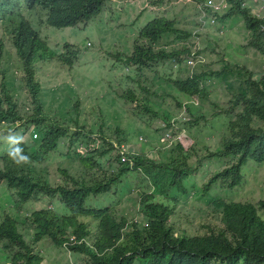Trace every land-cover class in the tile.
I'll return each mask as SVG.
<instances>
[{"label":"trees","instance_id":"obj_1","mask_svg":"<svg viewBox=\"0 0 264 264\" xmlns=\"http://www.w3.org/2000/svg\"><path fill=\"white\" fill-rule=\"evenodd\" d=\"M111 1L0 0V23L8 16L5 9H12L15 5L16 19L12 20L15 37L12 35V42L23 64L25 93L22 101L32 111L31 117L21 113L18 102L6 91L7 84L4 81V95L0 94V122L6 124L4 128L7 130L10 125L24 124V127L21 126L24 135L16 136L19 143L4 145V149L8 146L10 148L7 154L0 155V185L15 192L17 204L26 205L30 201H40L43 197H58L70 213L69 217H63L54 210L42 209L26 217L27 222L36 230L30 240L19 231L17 218L2 215L0 251L5 256V264H42L36 248L45 237L50 238L58 247L67 243L71 253L87 257L91 264H264V221L259 216V211L264 210V201L253 204L218 200L215 207L220 215L219 227H205L208 232L201 235L179 233L175 228L172 217L180 203L179 197L190 195L188 181L198 170V165L194 167L191 162L196 155L194 146L185 149L180 143H175L168 151L167 161L160 163L143 153H119L116 158L117 167L108 169L96 157H105L116 148L112 140L103 137L108 149L92 152L89 158H81L79 162L84 171L80 174L59 170L64 179L50 185L46 169L39 168L40 163L48 161L49 154L58 150L62 139L69 137L74 144L80 139L90 140L95 132L89 130L84 134L80 131L70 135L69 127L54 122L44 112L39 100L41 87L36 80L34 59L38 53L46 54L48 47L26 21L21 5L27 7V13L40 8L48 14L51 26L66 29L86 25L99 17ZM164 1L156 0L155 3L163 5ZM195 1L203 3V0H192ZM245 1L228 0L230 10L221 18L219 15L215 18L220 21L242 19L249 31L247 47L264 57V17H255L251 9L243 5ZM208 18L211 19L209 15ZM173 35H177V39L191 38V33H183L178 29L175 19L157 17L140 30L130 56L116 57L125 65L133 66L137 79H129L138 85L137 93L122 91L118 97L128 103H136V110L140 109L142 113L151 114L154 118L159 112L155 110L157 104L150 96L156 94H151V89L142 85L141 78L147 71L158 74L155 70L157 66L178 56L176 50L167 52L165 49H157L164 39ZM63 48L60 60L65 65L75 64L78 60L77 50L68 43ZM2 58L3 51L0 48V75ZM244 72L248 78L244 80V86L234 92L228 105H215L220 110L216 116L225 115L229 119L227 133L223 137L221 149L206 152L208 156L204 159L229 160L225 168L212 174L203 185V195H207L215 186L227 190L241 186L244 181L243 168L250 161L264 164V72L260 76L247 70ZM203 80L204 75L198 73L168 80L174 94L172 98L179 110L184 102L190 100L192 103L187 106V111L198 110L199 106L196 107L194 102L206 99L207 90ZM157 82V79L150 81V87ZM163 119L165 123L171 120L165 113ZM188 125L194 126L197 123L193 121ZM75 127L85 130L78 123ZM115 133L120 148L127 143V137L118 129ZM30 134L31 137L35 135L36 139L27 140ZM17 147L22 150L21 155L28 158L26 161L17 163L9 155ZM136 179L141 180L138 187L142 190L138 200L142 220L130 221L125 216L118 217L110 208L87 207L91 197L109 195L117 191L118 184L124 180L131 184ZM131 185L132 189L136 187L134 183ZM71 237L75 242L84 241L81 245L72 244L69 243Z\"/></svg>","mask_w":264,"mask_h":264},{"label":"rangeland","instance_id":"obj_2","mask_svg":"<svg viewBox=\"0 0 264 264\" xmlns=\"http://www.w3.org/2000/svg\"><path fill=\"white\" fill-rule=\"evenodd\" d=\"M155 2L156 0H112L99 17L87 25H78L70 29H55L45 25V16L39 11L29 16L48 47L46 54L38 53L34 59L36 80L41 87L39 100L44 112L54 122L69 127L70 135L80 131L84 134L89 130L95 132L90 140L80 139L74 144L70 142L69 137L63 139L58 150L49 155L48 161L40 163L39 168L46 169L50 185L64 179L59 170L80 174L84 168L79 160L91 157L92 152L108 149L103 137L117 144L115 133L117 129L124 132L127 137V143L122 144L125 151L145 153L158 163L166 162L169 157L168 151L171 150L168 146L179 135L177 140L183 148L194 146L196 155L191 162L194 167L198 165L199 170L188 181L190 195L179 197L180 203L172 220L179 233L201 235L208 232L205 227L215 228L221 225L220 215L215 207L218 200L253 204L264 201V164L252 161L243 168L244 182L241 186L230 190L215 186L207 195L202 194L203 184L212 174L225 168L229 160L204 159L208 156L206 152L221 149L223 137L227 133L229 119L225 115L216 116L220 110L215 105L226 107L234 92L240 85L244 86L246 74L243 68L257 76L264 72V61L261 59L260 65L258 59L255 60L256 63L253 61L250 54L253 50L247 47L248 32L243 20H227L234 23L236 32L231 33V27L226 23L224 35L210 38L214 34L212 29L208 33L205 32L203 38L200 35L201 49L208 55V61L205 67L198 68V73L204 75L203 83L207 92L206 99L200 100L197 111L185 112L183 108L179 110L172 98L174 94L169 88L168 80L180 78L186 72L184 64L174 67V62L161 64L155 68L158 74L147 71L141 78L142 85L149 87L151 94H156L150 98L157 104L155 110L159 112L158 115L154 118L151 114L142 113L140 109L136 110L138 106L136 103H128L118 97L122 91L131 90L137 93L138 85L129 79H137L135 69L120 62L116 57L130 56L140 30L157 17L175 19L177 27L182 30H196L202 26L201 16L204 13L201 15L198 9L199 2L165 0L163 5H156ZM21 8L27 15V7L22 4ZM1 11L2 9H0L2 15ZM5 11L8 12L6 19L9 22L16 14L15 5ZM6 34V26L2 29L0 26V41L4 42V58L1 63L4 73L0 75V94L2 95L3 82L6 81V91L18 102L21 113L25 117H31L32 111L22 101L25 93L23 64L15 54L14 47L9 44ZM66 43L73 45L78 52L75 64L65 65L59 58ZM176 44L177 38L173 35L164 39L161 47L171 51ZM256 54L262 58L259 53ZM229 66L238 67L240 70L228 75L220 74L223 67ZM154 79L158 82L150 87V81L153 82ZM160 79L164 81L160 82ZM139 93L145 97L141 90ZM164 113L167 118H171L169 123L175 121L176 125L165 123ZM193 121L197 125H188ZM76 123L85 130L76 128ZM4 126L6 124L0 122L1 156L9 151V146L4 149V145L9 143L8 137L21 136L24 124L10 125L9 130ZM30 136L27 140H30ZM162 138L164 140H161ZM117 154V151H113L105 157L96 158L101 160L104 167L114 169L117 167ZM199 160L200 163H197ZM133 183L136 184L134 189L131 185ZM140 183V179L131 184L124 180L118 184L117 191L114 190L106 196L91 197L87 207L92 209L108 207L112 208L117 216H125L131 221L142 220L138 200L139 192L142 190L138 187ZM48 208L63 217L70 216L68 209L58 197L51 201L43 197L37 202L30 201L26 205H17L15 192L5 185H0V217L7 213L17 218L19 230L27 240L32 239L36 230L28 224L26 217ZM259 216L264 221V210L259 211ZM37 254L42 258V264H91L87 257L70 254L56 246L48 237L39 244ZM4 258L0 251V264L1 262L5 264Z\"/></svg>","mask_w":264,"mask_h":264},{"label":"clouds","instance_id":"obj_3","mask_svg":"<svg viewBox=\"0 0 264 264\" xmlns=\"http://www.w3.org/2000/svg\"><path fill=\"white\" fill-rule=\"evenodd\" d=\"M188 1H191V0H188ZM228 1V0H227ZM207 2V0H203V3H206ZM215 2L217 3V4H220V3H222V0H215ZM254 2L257 4L254 8H252V7H250V6H248L247 4H246V1L244 2V4L243 5H246V6H248L250 9H251V12H252V14L255 16V17H257V18H262V17H264V12H262L261 11V6H262V4L264 3V0H254ZM203 3H199V5H198V9H199V11H200V13H201V15H202V13H204L202 16H201V22H204V24L202 23V26H200L198 29H196V30H182V29H180V31L181 32H183V33H191V38H189L188 40H184V39H177V44H176V46L175 47H173V49L172 50H176V52H178V56H176L174 59H172V61H170V62H174V67H176L178 64H184V66H183V68H184V71H186L185 72V74L182 76V77H184V76H186L187 74H191V75H193V74H195V73H198V68H203V67H205L206 65H207V61H208V55L207 54H204L203 53V51H202V49H201V42H200V35L202 36V38L204 37V31L207 29V24H208V22H210V24L212 25V26H218V23L219 22H222V21H220V20H218V19H216L215 18V16L216 15H219L220 16V18L225 14V12L227 11V9L228 10H230V8H231V6L230 5H228V3L226 2L225 3V7L224 6H222V8L219 10V11H214L212 8H210V7H206V9H201L200 8V5L201 4H203ZM36 11H39V12H42V14H44V16H45V20H44V24L46 25H48L49 27H52V28H55V29H59V28H56V27H53V26H51L49 23H48V14H46V12H44V11H42L40 8H38V9H36L35 11H33L32 13H27V15H25L26 16V21H28L31 25H32V27L34 28V30L36 31V32H38L39 33V31H37L36 30V28H35V25H34V22L29 18V16H31L34 12H36ZM208 12V13H207ZM257 14H260V16L258 17L257 16ZM208 15L211 17V19L210 18H208ZM14 19H16V14L14 15V18L12 19V20H14ZM12 20H10L9 22H8V20L6 19V18H4V20L2 21V23H0V26H1V29L2 28H4L5 26H6V28H7V34H6V36L8 37V39H9V44H11L13 47H14V45H13V42H12V35H14V37H15V28H14V25H13V23H12ZM215 21L214 23L212 22V21ZM227 20H230V19H226V21ZM37 21V20H36ZM223 21H225V20H223ZM41 22V21H40ZM244 22V21H243ZM41 25L42 26H44L43 24H42V22H41ZM81 25V24H80ZM87 25V24H86ZM246 28V27H245ZM62 29H65V28H62ZM68 29H70V28H68ZM179 29V28H178ZM248 32V36H249V31H247ZM218 34L221 36V35H224V30L223 29H220L219 31H218ZM39 35H40V33H39ZM176 36V38H177V35H175ZM183 36V35H182ZM40 37H41V35H40ZM41 39H42V37H41ZM249 39V38H248ZM43 40V39H42ZM163 42V41H162ZM162 42H161V45H162ZM3 44H4V42H2V41H0V48L2 49V51L4 52V50H3ZM186 48V49H185ZM14 49L16 50V48L14 47ZM64 49V48H63ZM157 49L158 50H162V49H165L167 52H171V51H168L167 49H166V47L164 48V47H157ZM187 50V51H186ZM253 50V49H252ZM210 51H213V50H210ZM254 52H256V51H254ZM257 53V52H256ZM15 54L16 55H18L17 54V50H16V52H15ZM260 55V54H259ZM3 58H4V55H3ZM3 58H2V60H3ZM262 58H264L263 56H262ZM169 62V61H168ZM166 63V62H165ZM236 70H240L238 67H236V68H233V67H227V68H225V67H223L222 68V71L220 72V74L222 73L223 75H228V74H231V73H234ZM243 70H247V69H245V68H243ZM247 71H249V70H247ZM1 72L2 73H4V70L1 68ZM249 72H252V71H249ZM2 73H1V76H2ZM253 73V72H252ZM199 74V73H198ZM246 74V78H245V80L248 78V75H247V73H245ZM262 74V72H260L257 76H260ZM23 81H24V79H23ZM242 86L240 85V87L238 88V89H240ZM237 89V90H238ZM190 103H192V100H190V101H186V102H184V104L182 105V108L185 110V112H188L187 111V106L190 104ZM195 103V105H196V107H198L199 106V104H200V102L199 101H196V102H194ZM197 103V104H196ZM181 108V109H182ZM169 123V122H168ZM176 123L177 122H175V121H172V124L171 123H169V124H171V125H176ZM22 125V124H21ZM16 126H17V124H16ZM82 127V126H81ZM77 128V127H76ZM25 129V128H24ZM100 131H102V128L100 129ZM182 134V133H181ZM178 137H179V135H177ZM176 136V137H177ZM34 137V138H33ZM36 136L35 135H33L32 137L30 136V140H35L36 138H35ZM177 137V138H178ZM28 138V137H27ZM26 138V139H27ZM104 138H107V137H104ZM165 138V137H164ZM164 138H162L161 140H164ZM177 138H175L172 142H171V144H170V146H168V147H170V148H172L174 145H175V143H180L178 140H177ZM66 139V138H65ZM63 140V139H62ZM61 140V141H62ZM104 140V139H103ZM8 141H9V143L10 144H17V143H19V138H16V137H12V136H9L8 137ZM60 141V142H61ZM60 145V144H59ZM167 145V144H166ZM114 146H117V147H115L116 148V150L115 151H117L118 152V154L120 153L121 155H123L124 153H129V151L127 152V151H125L122 147H123V145L120 147L121 148V152H120V148H119V146H118V144H115V142H114ZM59 148V147H58ZM82 149V148H81ZM21 149L20 148H14V149H12L11 151H10V153H9V155L10 156H12L13 157V159H15L16 160V162L17 163H20L21 161H26L28 158L26 157V156H23V155H21ZM212 151V150H211ZM56 152V151H55ZM113 152V151H112ZM110 154V153H109ZM108 154V155H109ZM117 154V155H118ZM140 154V153H139ZM143 154H145V153H143ZM50 155V154H49ZM146 155V154H145ZM148 157V156H147ZM86 158V157H85ZM109 169V168H108ZM198 170H199V168H198ZM198 170H197V172H198ZM196 172V173H197ZM244 182V181H243ZM206 183V182H205ZM204 183V184H205ZM203 184V185H204ZM202 188H203V186H202ZM203 194V193H202ZM181 197H184V196H181ZM45 198V197H44ZM50 201L51 200H53V199H49ZM35 202H37V201H35ZM17 205H19V204H17ZM106 208H108V207H106ZM48 209H51V208H48ZM110 209H112V208H110ZM51 210H53V209H51ZM4 214H7V213H3V215ZM28 217V216H27ZM118 217H121V216H118ZM131 221V220H130ZM29 224V223H28ZM20 231V230H19ZM21 232V231H20ZM35 234V233H34ZM34 234H33V236H34ZM25 237V236H24ZM33 238V237H32ZM84 241V240H83ZM83 241H80V242H75V240H74V238L73 237H71L70 238V240H69V243H72V244H77L78 243V245H81L82 243H83ZM42 242V241H41ZM38 246L39 245H37V248H38ZM67 246H68V244L66 243V244H64V246L63 247H60V248H62V249H65V250H67L70 254H71V252L67 249ZM36 248V249H37ZM36 249H35V251H36ZM7 264H9V263H7Z\"/></svg>","mask_w":264,"mask_h":264},{"label":"crops","instance_id":"obj_4","mask_svg":"<svg viewBox=\"0 0 264 264\" xmlns=\"http://www.w3.org/2000/svg\"><path fill=\"white\" fill-rule=\"evenodd\" d=\"M246 4L248 5V6H250V7H252V8H254L257 4L254 2V0H246ZM203 24H204V22H202ZM227 23V25H229L230 27H231V29H230V31H232L231 33H234V32H236L235 31V28H234V23H232V22H227L226 20L225 21H222V22H219L218 23V26H212L211 24H210V22H208V24L206 25L207 26V29L204 31V32H209L211 29L214 31V34H212V36L210 37V38H216V37H219L220 35L218 34V31L220 30V29H223L224 30V27H225V24ZM250 50H252V49H250ZM255 50H253V52L252 53H250V54H252V59H253V61L256 63V61L255 60H257L258 59V61H259V65L261 64L260 62H261V59H263V61H264V58H259L257 55L258 54H256V52H254ZM263 68H264V63H263Z\"/></svg>","mask_w":264,"mask_h":264},{"label":"built area","instance_id":"obj_5","mask_svg":"<svg viewBox=\"0 0 264 264\" xmlns=\"http://www.w3.org/2000/svg\"><path fill=\"white\" fill-rule=\"evenodd\" d=\"M226 2H227V0H222V3L217 4V3L215 2V0H207L206 3H203V4L200 5V8L204 10V9H206V7H210V8H212L214 11H219V10L222 8V6L225 7V3H226ZM261 11L264 12V3H263L262 6H261ZM257 16L259 17L260 14H257ZM212 22L214 23L215 21L213 20Z\"/></svg>","mask_w":264,"mask_h":264}]
</instances>
